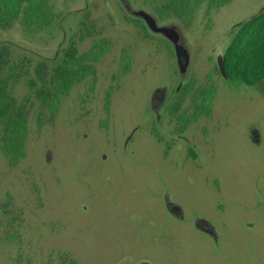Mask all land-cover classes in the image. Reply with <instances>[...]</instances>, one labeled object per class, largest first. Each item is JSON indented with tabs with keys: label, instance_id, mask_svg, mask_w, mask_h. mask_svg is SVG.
Returning a JSON list of instances; mask_svg holds the SVG:
<instances>
[{
	"label": "rangeland",
	"instance_id": "374dc122",
	"mask_svg": "<svg viewBox=\"0 0 264 264\" xmlns=\"http://www.w3.org/2000/svg\"><path fill=\"white\" fill-rule=\"evenodd\" d=\"M47 1L54 11L50 23L28 26L19 15L0 28V40L24 46L8 47L7 64L25 63L10 85L26 109L25 156L13 164L0 149V264H71L73 259L78 264H264V95L235 79L227 84L214 75L210 82L203 71L205 49H223L226 33L256 14L264 0L210 7L201 0L183 17H162L182 27L196 53L203 47L191 58L192 75L200 81L187 89L181 84L178 109L168 116L170 131L178 115L191 113L201 85L217 89L210 116L187 128L208 127L206 147L195 162L183 158L186 144L165 148L166 120L159 123L148 108L150 89L167 82L175 70L165 40L157 51L156 43H139L129 62L137 68L111 103L113 115L101 111L91 117L90 111L86 125L81 122L85 111L69 112L68 106L87 93L92 102L100 96L89 81L72 87L51 113L38 102L30 90L35 71L29 70L38 64L37 53L53 54L62 38L58 15L81 0ZM148 1L156 11L160 0ZM104 16L98 15L99 25ZM131 35L139 37L135 29L126 37ZM110 64L112 56L97 63L95 82L105 81L103 87L113 82H106L107 74L113 75ZM7 72L6 67L3 75ZM171 80L174 86L176 75ZM102 115L108 117L97 124ZM152 129L163 141L155 140ZM252 130L262 134L259 144L250 139ZM167 195L181 205L182 218L166 210ZM196 216L208 219L216 234L197 229Z\"/></svg>",
	"mask_w": 264,
	"mask_h": 264
},
{
	"label": "flooded vegetation",
	"instance_id": "af4514ba",
	"mask_svg": "<svg viewBox=\"0 0 264 264\" xmlns=\"http://www.w3.org/2000/svg\"><path fill=\"white\" fill-rule=\"evenodd\" d=\"M129 1L133 8H143L146 11L153 13L157 18L158 24L172 23V19L162 18L163 16H165L164 13H174L177 14L178 17H183V14L179 15V13L173 7H166L164 5L167 4V0H160V3L154 5L156 11L148 8V0H141V2H138L136 0ZM207 1V5L210 7L209 0ZM113 2H115V4ZM194 5V0H191L190 6L187 9H190L191 6ZM73 6L74 7L68 9L63 14L58 15L57 26L62 31V38L59 41L53 54L50 56H43L34 52V54L38 56V64H36L35 67H32V69L29 70V72L35 71V76L34 78H31L32 80L30 83L31 92L36 91L34 97L38 98V102L43 103L51 113L56 110V107L58 106L60 101H62V99L67 94H69L70 89H72V87L80 86L81 84L85 85V82L89 81L90 88L92 91L101 92L100 94H98L100 96H97V100H95V102H92L89 98V94L87 93L86 96L83 97V99H81L80 101L74 100L71 103V106H68V109L70 110L69 112L73 111L74 114L76 113V110L85 111L86 113L81 115L83 117V120H81V122L83 121L86 125H88L90 119L87 120L85 115L90 111L92 112L91 117L100 114L101 111L105 114H111V103L113 106L115 96L118 94L119 91H122V88L125 83L129 81L131 69L137 68L136 64H130L129 62L131 56L138 53L139 43H144V45L147 41L151 44L156 43L155 49L157 51L159 46L161 47V40H165V43L167 42L166 44H168V47L172 50V56L175 62V70L172 74L173 76H171V78L167 82H160L150 89V95L148 96V108L150 109V113L153 115V117H155L156 120H158L159 123L162 119L166 120L165 125H167V139H169V143H167V147L165 146V148L170 151L173 147L180 146V142L182 143V145L186 144L187 148L183 153V158L185 160H192L193 162L197 161L199 159V152L203 151L207 144V135L205 134L208 130L206 128L208 127L203 126L200 131H191L192 129H189L187 131V128L191 127L192 125L195 126L197 120H200L205 116L209 117L211 112L215 109L216 102H214V100L215 93L217 90L216 87L211 83L208 85H201L199 87L198 92L194 93V100L192 99L191 113L187 115H178L180 121L177 124L176 129H174V131H170V128L168 127L170 126L168 124V116L173 115V112L178 109V103L177 101H175V99L178 98L179 92H182L179 91L181 84L183 85L184 89H187L190 87V85H193L196 82L200 81L199 78L195 79L196 77L192 75V60L190 62L188 70L185 73L181 74L178 69L173 45L169 41V39L160 33H155L151 31L142 18L132 15L125 9L121 0H81ZM99 8L102 10H99ZM101 12H105L106 17L104 16V21H101L104 24L99 25L100 21L98 20H100V17H98V15L101 14ZM14 18L15 17L7 19V21L2 24V20L0 17V28H7L9 22L11 23ZM69 18H71L73 24H68L70 21ZM133 29L138 31L139 37L136 35H131L133 39L126 37L127 35L132 34ZM67 31H70L69 35L67 34ZM234 34V31L226 33L225 38L228 39L226 45L233 38ZM182 37L185 46L190 52L191 58L193 55H197L198 51H201V49L203 48L201 47L199 50L197 49L196 53V51L194 50V45L189 41L183 29ZM205 37L208 39L210 38L207 37V34ZM86 44L87 46L83 47ZM11 45L17 48L24 49V46L19 47V43H17L13 39L6 38L0 40V59L2 58V54L5 55L4 58L6 59L5 64H0V79L2 80L5 77L7 78V87L9 88V92L11 93L10 102L12 104V107L17 111L22 110V113L26 118L25 106L23 105V103L17 102V100H15L10 85L16 82L17 78L20 76V69L25 66V63H14L12 66H8V47H10ZM226 45L223 49L221 48L218 52H215V45L211 47L208 46L205 49L206 53L204 59L206 64L203 67L204 78L210 80V82H215L213 76L217 75L222 78L225 83L228 84V76H226L225 72H222L219 67V63L224 66L223 62ZM106 56L113 57V64H110L109 67L111 69H114L112 70L113 75L107 74L106 82H110L111 80H113V82L108 83L107 86L103 87V83L105 81L100 82V84L96 83L95 77L98 74L97 63ZM126 56L128 58H126ZM67 61L71 64L65 63ZM115 62H117L116 68V65L114 64ZM66 64L71 65L73 68L79 71L77 78L73 80L67 88L65 86L61 87L60 84L57 82L56 77H54L55 67H57L58 65L65 66ZM6 67L8 72L3 75L4 69ZM17 69H19V71H17ZM139 70H141V68H139ZM124 75L125 77H123ZM175 75L177 78V83L172 86V82H174V80L171 79H173ZM88 77H90V79H88ZM109 77L110 80H108ZM96 81H99L98 77ZM119 82L120 84L122 83L120 86V90L115 91L117 89L115 88V86ZM120 93L121 92H119L118 96L121 95ZM75 107L76 109L73 110ZM111 115H113V111ZM105 117H103V115L99 116L97 124L101 119H104ZM149 133L155 138L156 141H163V137L159 134H156L153 129L152 131H149ZM2 135L3 127L0 122L1 151ZM250 139L253 142L259 144L262 139V134L259 131L252 130ZM25 140L26 131L24 141ZM3 155L6 156V154ZM24 156L25 146L24 154L18 159L13 161L8 156L6 157L11 163L14 164ZM164 203L166 210L171 215L179 219L183 217V210L181 205L171 200L170 196L167 195L165 197ZM178 208H180V212ZM193 225L197 229L210 235L216 234L213 224L208 219L203 218L201 216H196L195 219H193ZM71 264H78V262L73 259L71 261Z\"/></svg>",
	"mask_w": 264,
	"mask_h": 264
},
{
	"label": "trees",
	"instance_id": "16d2710c",
	"mask_svg": "<svg viewBox=\"0 0 264 264\" xmlns=\"http://www.w3.org/2000/svg\"><path fill=\"white\" fill-rule=\"evenodd\" d=\"M201 0H194L195 4ZM229 0H209L210 5L225 4ZM191 0H167L166 7H173L179 15L188 10ZM1 23L12 17H22L27 25L48 24L53 21L54 11L47 0H0ZM233 38L226 45L224 72L229 79L238 80L258 89L264 95V6L253 16L242 20L234 30ZM2 54L0 64L6 63ZM68 64V61L65 62ZM81 63V62H80ZM58 65L54 77L60 86L68 85L77 78L78 70L71 65ZM1 68V67H0ZM7 78L0 79V122L3 127L2 152L13 161L24 154L26 118L22 110H15L10 102Z\"/></svg>",
	"mask_w": 264,
	"mask_h": 264
},
{
	"label": "water",
	"instance_id": "95a60500",
	"mask_svg": "<svg viewBox=\"0 0 264 264\" xmlns=\"http://www.w3.org/2000/svg\"><path fill=\"white\" fill-rule=\"evenodd\" d=\"M121 2L128 12L136 17L142 18L151 31L160 33L169 39L175 51L178 69L181 74L185 73L189 68L191 55L185 46L181 27L176 23L158 24L157 18L153 13L148 12L143 8H133L129 0H121ZM219 67L220 70L224 72V68L221 63H219Z\"/></svg>",
	"mask_w": 264,
	"mask_h": 264
}]
</instances>
